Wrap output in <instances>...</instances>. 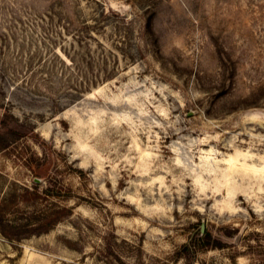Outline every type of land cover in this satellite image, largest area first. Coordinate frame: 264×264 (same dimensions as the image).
Returning a JSON list of instances; mask_svg holds the SVG:
<instances>
[{
    "label": "rangeland",
    "instance_id": "374dc122",
    "mask_svg": "<svg viewBox=\"0 0 264 264\" xmlns=\"http://www.w3.org/2000/svg\"><path fill=\"white\" fill-rule=\"evenodd\" d=\"M0 264H264V0H0Z\"/></svg>",
    "mask_w": 264,
    "mask_h": 264
}]
</instances>
